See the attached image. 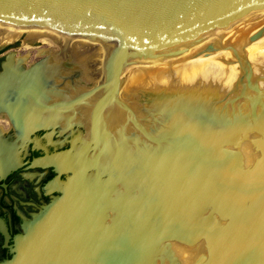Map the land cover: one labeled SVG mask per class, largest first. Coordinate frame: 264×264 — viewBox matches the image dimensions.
<instances>
[{"label": "water", "instance_id": "1", "mask_svg": "<svg viewBox=\"0 0 264 264\" xmlns=\"http://www.w3.org/2000/svg\"><path fill=\"white\" fill-rule=\"evenodd\" d=\"M0 23L104 47L95 86L100 106L112 108L119 90L126 123L149 142L118 146L114 162L106 148V178L92 172V163L88 176L77 170L62 194L26 221L3 264H180L173 242L205 245L192 264H264L263 89L247 77L256 98L246 116L232 119L162 103L149 115L159 126L151 129L130 111L120 77L134 63L181 55L198 41L263 40L264 0H0ZM42 69V62L30 67L25 83ZM245 140L259 152L252 164L241 151ZM165 172L175 179L162 194Z\"/></svg>", "mask_w": 264, "mask_h": 264}, {"label": "flooded vegetation", "instance_id": "2", "mask_svg": "<svg viewBox=\"0 0 264 264\" xmlns=\"http://www.w3.org/2000/svg\"><path fill=\"white\" fill-rule=\"evenodd\" d=\"M37 40L30 39L28 30L11 40H2L0 35V76H4L0 82V264L13 257L26 221L61 195L64 182L77 170L88 176L92 163V172L104 176L106 148L114 162L118 146L127 141H134L131 146L138 141L142 147L144 137L149 145L140 131L127 128L119 90L117 99L111 97L115 105L102 108L96 84L83 83L82 69L56 71L52 65L57 57L50 62L49 52L39 55L42 48L34 45L40 44ZM70 49L62 47L68 64L72 62ZM41 62L43 73L34 75L35 83H25L26 71ZM133 90L125 85L121 93L130 98L128 92ZM128 102L133 106L131 98ZM145 113L151 120L150 111ZM130 126L134 125L130 122ZM145 184L151 190L150 178Z\"/></svg>", "mask_w": 264, "mask_h": 264}, {"label": "bare ground", "instance_id": "3", "mask_svg": "<svg viewBox=\"0 0 264 264\" xmlns=\"http://www.w3.org/2000/svg\"><path fill=\"white\" fill-rule=\"evenodd\" d=\"M27 30L31 40L40 39L42 36L44 43L55 46L69 44L68 46L73 48L70 49L72 62L66 63V50H62L61 56L57 57V63L52 65L53 69L59 72L61 70L72 72L77 68L85 69L82 77L83 83H97L104 72L103 60L106 52L97 51L98 48H103L102 46L93 41L89 43L85 39L65 36L46 29L20 28L0 23L2 40L15 39ZM65 38L69 41L64 42ZM210 44L215 45L216 49L205 51ZM91 61L97 64H89ZM50 62H54V59L50 58ZM259 70H264V39L245 42L198 41L181 55L161 57L148 63H134L120 77L125 75L123 88L126 85L134 89L128 94L134 110L142 114L141 118H146L147 110L153 113L157 106L168 102L184 104L193 110L202 107L219 118L232 119L234 116H246L249 113L246 109L250 107V99L256 98V93L246 87L247 77L251 83L259 85L264 91V81L260 80L262 73ZM137 86H147V89H135ZM206 87H209V94L202 91ZM214 93L218 95L216 98L212 96ZM228 95L237 96L241 106L239 111L233 103L227 102L231 97ZM130 98L124 99L129 101ZM262 102H264V96H262ZM122 116H126L124 111H122ZM148 120L147 118L144 121L148 128L159 127ZM126 126L134 133L139 131L135 126H130V122H127ZM142 139L144 143L142 147H146V140L144 137ZM247 144L248 142L242 144L241 151L245 162L252 164L256 157ZM178 244V242H173L172 245L180 248L174 246L180 256L181 264H192L206 251L204 244V247L202 244L193 246ZM188 260L192 263L184 262Z\"/></svg>", "mask_w": 264, "mask_h": 264}, {"label": "rangeland", "instance_id": "4", "mask_svg": "<svg viewBox=\"0 0 264 264\" xmlns=\"http://www.w3.org/2000/svg\"><path fill=\"white\" fill-rule=\"evenodd\" d=\"M1 35V34H0ZM26 37H27V34H26ZM43 37L41 36L40 37V39H38L39 41H40V44H34V45H39V47H41L42 49H40L41 50V53L39 52L38 54L39 55H43V52L44 51H47V52H49V53H52V56H51V58L52 59H54L55 57H59V55L61 56V51H62V47L64 46V45H54V44H47V43H44V39H42ZM65 41L64 42H67V41H69V39L68 38H65L64 39ZM89 41V43H90V40H87V42ZM70 43V42H69ZM26 44H28V42L26 41V43H25V45ZM96 44H98V43H96ZM34 45H31L32 47L34 46ZM69 44H66V46L68 47V48H72L71 46H68ZM75 47V46H74ZM98 48V47H97ZM104 48V47H103ZM103 48H98L97 49V51H99V52H101V53H103V52H106V50L105 49H103ZM26 49H29L28 47H26ZM73 49V48H72ZM60 52V53H59ZM59 53V54H58ZM56 54V55H55ZM58 54V55H57ZM85 70V69H84ZM84 70H82V72L84 71ZM40 71H42V70H40ZM39 71V72H40ZM259 72L260 73H262V79H260L261 81H264V70H259ZM35 75H38V73H35ZM38 79V78H37ZM34 81V75L32 74L31 76H30V78H29V83H30V81ZM36 82H37V80H36ZM34 83H35V81H34ZM135 89H147V86H144V87H142V86H137V87H135ZM203 92H206L207 94H209V92H210V90H209V87H206V88H203V90H202ZM213 96V98H216V96H218L217 95V93H214V95H212ZM219 96H222V95H219ZM228 96H231V97H229L228 98V100H227V102H231V103H233L234 105H235V107H236V110L237 111H239V109H240V101H239V99L237 98V96L236 95H228ZM127 101V100H126ZM127 103L131 106V104L127 101ZM132 107V106H131ZM60 108H63V107H60ZM132 108H134V107H132ZM250 108V107H249ZM249 108L248 109H246V110H249ZM231 109H233V108H231ZM231 109H230V111H231ZM122 110V109H121ZM114 112H118V109H116L115 107H114ZM115 114V113H114ZM212 117V116H211ZM118 121V120H117ZM146 121V120H145ZM97 136V135H96ZM123 136V135H122ZM103 137V136H102ZM96 140V138H94V141ZM245 142H248V144H249V149H250V151L253 153V155L256 157L257 155H258V151H257V149L254 147V145H253V143L251 142V141H248V140H245L243 143H245ZM247 144V145H248ZM165 151H163L162 152V154L159 156V158L160 157H162V158H164L165 157V153H164ZM161 158V159H162ZM151 172H152V170H151ZM175 172H177V171H175ZM153 173V172H152ZM139 174V173H138ZM176 175H180V173H176ZM162 176H167L168 178L167 179H164V185H162L161 187H160V191H161V193L163 194V193H165V190H167V187H168V183H169V181L171 180L170 179V176H172V178H174V173H172V175H171V173H169V175H168V173H163L162 174ZM180 177H181V175H180ZM175 179V178H174ZM166 181V182H165ZM143 188H145V187H143ZM155 189H156V187H155ZM141 190H144V189H142V187H141V189H140V191ZM140 193V192H139ZM138 193V194H139ZM179 243V242H178ZM179 244H183V243H179ZM178 244V245H179ZM177 245V246H178ZM183 245H185V244H183ZM197 245V244H196ZM200 245V244H199ZM175 246V245H174ZM174 246H173V248H174ZM187 246H189V245H187ZM202 246L204 247V245L202 244ZM176 247V246H175ZM176 248H178V247H176ZM206 248V247H205ZM178 249H180V248H178ZM174 250H175V252H176V254H177V251H176V249L174 248ZM206 252V251H205ZM205 252H203V253H205ZM202 253V254H203ZM177 256H178V259H179V262L181 261V259L179 258L180 256L177 254ZM186 256V255H185ZM183 261V260H182ZM184 262H189V263H192V262H190L189 260L188 261H184ZM180 264H181V262H180ZM183 264V263H182Z\"/></svg>", "mask_w": 264, "mask_h": 264}]
</instances>
